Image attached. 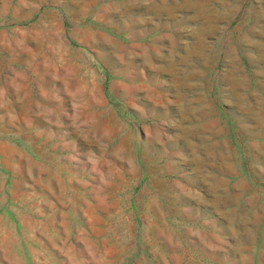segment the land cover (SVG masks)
<instances>
[{"label":"rangeland","instance_id":"rangeland-1","mask_svg":"<svg viewBox=\"0 0 264 264\" xmlns=\"http://www.w3.org/2000/svg\"><path fill=\"white\" fill-rule=\"evenodd\" d=\"M0 264H264V0H0Z\"/></svg>","mask_w":264,"mask_h":264},{"label":"crops","instance_id":"crops-1","mask_svg":"<svg viewBox=\"0 0 264 264\" xmlns=\"http://www.w3.org/2000/svg\"><path fill=\"white\" fill-rule=\"evenodd\" d=\"M13 64H15V62H13ZM16 65H18V64H16ZM13 70H17V69H13ZM11 72H12V68H10V73L3 72L4 77H5L4 82L7 81L8 85H9L8 88H5V90H7V91L11 90V83L21 84L20 78H21L22 75H21V73H19L17 71L14 72L15 76L13 77V79L11 77V80H6L7 77H9V75L11 76ZM21 89H22V87H20L19 89L16 87V90H18V91H20ZM9 97H12V96H9Z\"/></svg>","mask_w":264,"mask_h":264}]
</instances>
